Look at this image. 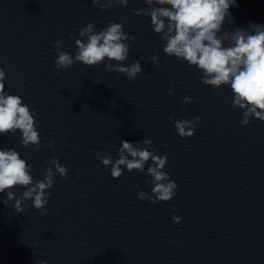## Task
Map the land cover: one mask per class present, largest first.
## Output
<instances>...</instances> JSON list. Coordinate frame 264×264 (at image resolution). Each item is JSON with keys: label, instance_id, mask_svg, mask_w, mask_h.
Returning <instances> with one entry per match:
<instances>
[{"label": "water", "instance_id": "water-1", "mask_svg": "<svg viewBox=\"0 0 264 264\" xmlns=\"http://www.w3.org/2000/svg\"><path fill=\"white\" fill-rule=\"evenodd\" d=\"M145 7L143 0L106 11L92 0H0L6 89L35 109L42 141L34 151L18 134L4 135L0 146L21 152L37 179L53 156L68 167L66 180L55 178L45 215L31 200L23 213L0 201V264H264V122L242 126L228 89L203 85L194 68L164 54L150 18L133 14ZM230 12L237 26L264 23V0H237ZM110 20L134 37L128 62L140 60L143 73L128 80L102 65L74 64L57 74L54 42L74 54L83 26L94 21L99 30ZM184 96L192 102L184 105ZM195 115V134L181 139L169 116ZM144 138L168 156L178 184L169 202L139 200L134 185L150 192L145 173L113 179L96 158L116 156L121 139Z\"/></svg>", "mask_w": 264, "mask_h": 264}, {"label": "clouds", "instance_id": "clouds-1", "mask_svg": "<svg viewBox=\"0 0 264 264\" xmlns=\"http://www.w3.org/2000/svg\"><path fill=\"white\" fill-rule=\"evenodd\" d=\"M102 11L113 4L127 7L129 0H92ZM147 7L133 9V14L150 18L152 31L164 41L163 53L175 57L189 68H194L200 82L214 90L228 89L232 108L241 111V125L247 126L253 119L264 122V23L237 26L230 12L237 0H143ZM226 25H230L226 26ZM74 35V34H73ZM134 37L124 30L122 23L108 21L97 29L95 22L83 26L75 38V52L64 50L57 40L55 67L57 74L74 64L86 67L103 66L108 72L123 74L128 80L143 73L140 60L129 61ZM154 65L160 63L157 55L150 58ZM7 73L0 67V136L19 135L20 146L33 150L41 147V135L36 121V111L24 102L23 97L6 89ZM173 95L174 90L168 89ZM184 105L192 102L190 96L181 98ZM177 135L191 138L201 117L173 119ZM55 141L48 140L52 147ZM96 158L113 179L125 171L145 173L144 183L150 192L139 184L134 185L137 197L152 204L169 202L178 194V184L166 170L167 154H160L150 138L131 142L120 140L116 156L110 152H98ZM50 165L42 179L34 175L33 166L15 147L0 146V201L13 202V209L23 213L26 201L45 215L52 196L55 178L67 179L68 167L58 157L45 160ZM183 217L173 215L172 221L180 223ZM36 264H48L39 259Z\"/></svg>", "mask_w": 264, "mask_h": 264}]
</instances>
